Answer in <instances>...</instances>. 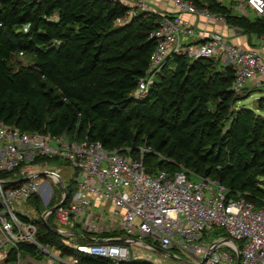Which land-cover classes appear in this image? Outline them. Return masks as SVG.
Wrapping results in <instances>:
<instances>
[{
  "label": "trees",
  "instance_id": "trees-1",
  "mask_svg": "<svg viewBox=\"0 0 264 264\" xmlns=\"http://www.w3.org/2000/svg\"><path fill=\"white\" fill-rule=\"evenodd\" d=\"M191 1L222 15L247 36H264V15L236 14L234 1L232 6L220 0ZM160 18L121 0H0V121L24 131L98 141L133 158L145 148L143 164L149 173L186 168L218 180L233 195L247 192L255 206H264V116L240 103L249 92L232 90L229 62L222 63L219 56L170 54L147 93L131 94L148 69L156 45L150 32ZM21 56L29 61L19 63ZM21 180L6 182L4 188ZM65 189L68 198L73 181ZM37 210V242L61 254H77L49 230L53 214L44 221L38 202ZM215 234L225 235L221 229ZM16 252L39 254L26 241L10 248V259ZM80 258L82 264H108L96 256Z\"/></svg>",
  "mask_w": 264,
  "mask_h": 264
},
{
  "label": "built area",
  "instance_id": "built-area-1",
  "mask_svg": "<svg viewBox=\"0 0 264 264\" xmlns=\"http://www.w3.org/2000/svg\"><path fill=\"white\" fill-rule=\"evenodd\" d=\"M168 1L178 14L158 13L161 18L150 32L156 45L148 69L131 93L133 96L147 93L166 57L174 53L194 59L214 56L228 59L234 73L231 88L235 92L248 82L264 81V60L258 50L231 44L206 26L197 31L179 14L226 24L222 15L198 9L191 0ZM229 1L235 2L241 16H249L247 8L258 16L264 15V0ZM136 6L150 10L147 0H136ZM123 21L125 18L117 19ZM188 37L197 40L186 41ZM144 150L141 148L138 158H133L120 148L106 149L98 141L24 131L0 121V264H22L20 252L10 259V248L22 241L34 244L56 264H82L81 255L104 258L108 264L132 260L157 264L162 258L178 257L179 252L189 256L181 258V264H264V206H255L246 198L247 192L233 195L218 180L186 168L173 173L167 170L149 173L143 164ZM49 158H61L72 166L74 189L67 198L65 183L59 170L53 167L48 175L56 189L61 188V196L53 205L55 209L50 211L52 206L43 212L41 219L45 221L53 214L54 226L49 225V230L60 235L77 254H61L54 246L38 243L37 224L25 212L12 209L32 195L44 199L46 204L55 197L56 190L50 183L36 180L43 174L42 164L48 163ZM25 165L29 168L23 171ZM15 169L19 171L13 176H1ZM19 174L25 181L4 188L6 182L17 180ZM213 229H221L225 235L210 241L206 233ZM108 232L116 234L105 236ZM146 250L158 256L153 257ZM51 260L50 264H54Z\"/></svg>",
  "mask_w": 264,
  "mask_h": 264
},
{
  "label": "rangeland",
  "instance_id": "rangeland-1",
  "mask_svg": "<svg viewBox=\"0 0 264 264\" xmlns=\"http://www.w3.org/2000/svg\"><path fill=\"white\" fill-rule=\"evenodd\" d=\"M220 1L222 4H224L226 6H232V4H233L229 0H220ZM164 2L171 10L175 9V7L172 5V3L170 1L164 0ZM233 9H234V12L236 14H241L240 11L235 9V6L233 7ZM247 11L249 12L250 18H253L256 16V13L251 8H247ZM250 37H254V35H250ZM219 59L222 63L228 62V59L224 61V60H222V58L220 56H219ZM17 60H19V63H21V64H26L29 61L28 57H25V56H21ZM263 87L264 86H263L262 82H248L247 85L237 93L244 94L245 92H249V96L247 98H245L244 100H242L240 103L242 105H244L245 107L256 110L259 114L264 116ZM53 167H56L59 170L61 179L63 180L65 185H68L74 179V171L72 169V166L68 162L62 160L61 158H56L52 162L48 161V163L42 164V168L44 169L42 171L43 174L38 176L36 178V180L39 183L47 181L48 183H50L53 186L54 190H57L55 183L53 182L51 177L48 175L50 173V170L53 169ZM28 168H29V166L25 165V166H23L22 170L25 171ZM22 177L23 176L20 174L16 175V179L22 178ZM260 180L262 182L260 186L264 191V178H261ZM54 198H56V195ZM37 202H38L39 209H42L43 212H45L47 209H49V204H46L44 199L40 198L37 195L35 197L31 196L29 199L22 202V204L20 206H17V205L13 206L12 209L15 212H18L19 210H21L22 212H25L27 217L30 220L34 221V220L40 218V216L38 214V210H37ZM94 209L97 210L98 207H94ZM106 212L108 215L111 214L110 211H108V210H106ZM215 230L216 229H213L210 232L206 233L207 236L209 237L208 239L210 241L215 240L217 237V234H215ZM78 242H80V241H78ZM36 249L38 250L39 254H32L31 255L32 261L35 262L36 264H50L51 259L49 258V256L45 253L40 252V250L37 247H36ZM146 252L149 254H152L153 257L158 256V254H156L154 251L146 250ZM29 255H27L25 253H21L20 258H21V260H24V258H26V256H29ZM31 256H29V257H31ZM178 257L182 258L183 260L186 258H189V256L187 254L180 253V252L178 253ZM51 261H54L53 263L56 264L55 260H51ZM157 264H181V263L179 261H176V260H173L170 258H162V261L160 263H157Z\"/></svg>",
  "mask_w": 264,
  "mask_h": 264
},
{
  "label": "crops",
  "instance_id": "crops-1",
  "mask_svg": "<svg viewBox=\"0 0 264 264\" xmlns=\"http://www.w3.org/2000/svg\"><path fill=\"white\" fill-rule=\"evenodd\" d=\"M121 1L125 5L131 8H137L136 0H121ZM147 6L150 10H153L154 12H157V13H164L168 15L178 14V11L176 10V8L174 10H171L165 4L164 0H147ZM179 15H181V17L191 22L197 31L199 29H204V26H206L207 30L220 33L231 44L238 45L241 48H245V49L255 48L256 50H258V52L264 59V36L250 37L242 33L241 30L235 27H231L227 24H223L221 22H218L217 20L216 21L215 20L206 21L202 16H196V15H191L187 13H183ZM187 39L188 40L186 41H189V42L197 40L196 37H193V38L188 37ZM31 258L32 256L31 257L26 256V258L22 260V264H36L35 262L32 261Z\"/></svg>",
  "mask_w": 264,
  "mask_h": 264
},
{
  "label": "water",
  "instance_id": "water-1",
  "mask_svg": "<svg viewBox=\"0 0 264 264\" xmlns=\"http://www.w3.org/2000/svg\"><path fill=\"white\" fill-rule=\"evenodd\" d=\"M23 181H25V178H22V180H21V182H23ZM55 209V206H53L51 209H50V211H53ZM90 240H95V241H101V239H99V238H89ZM161 250V249H160ZM162 252H164V253H166L167 255H171L169 252H167V251H165V250H161ZM171 258H173V259H175V260H177V261H179V262H183V260L181 259V258H178V257H176V256H171ZM204 260H205V258H204ZM203 260V261H204Z\"/></svg>",
  "mask_w": 264,
  "mask_h": 264
}]
</instances>
